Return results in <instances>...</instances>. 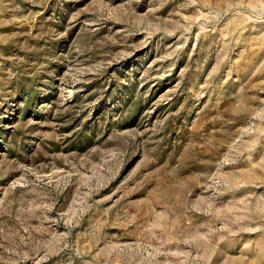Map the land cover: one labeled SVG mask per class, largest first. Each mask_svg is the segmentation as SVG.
Returning <instances> with one entry per match:
<instances>
[{
	"label": "rangeland",
	"instance_id": "obj_1",
	"mask_svg": "<svg viewBox=\"0 0 264 264\" xmlns=\"http://www.w3.org/2000/svg\"><path fill=\"white\" fill-rule=\"evenodd\" d=\"M0 264H264V0H0Z\"/></svg>",
	"mask_w": 264,
	"mask_h": 264
}]
</instances>
